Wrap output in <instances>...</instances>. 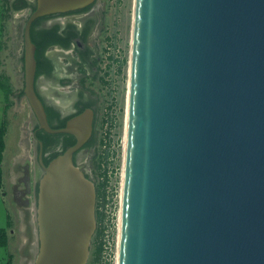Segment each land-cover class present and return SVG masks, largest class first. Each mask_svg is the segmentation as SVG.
<instances>
[{
  "label": "water",
  "instance_id": "1",
  "mask_svg": "<svg viewBox=\"0 0 264 264\" xmlns=\"http://www.w3.org/2000/svg\"><path fill=\"white\" fill-rule=\"evenodd\" d=\"M93 1L36 0L24 27L39 128L75 137L40 155L34 264H85L96 189L73 160L94 110L50 125L31 25ZM87 111L80 133L71 122ZM116 264H264V0H134Z\"/></svg>",
  "mask_w": 264,
  "mask_h": 264
},
{
  "label": "rangeland",
  "instance_id": "2",
  "mask_svg": "<svg viewBox=\"0 0 264 264\" xmlns=\"http://www.w3.org/2000/svg\"><path fill=\"white\" fill-rule=\"evenodd\" d=\"M17 1L0 0V79L12 86L11 102L5 99L0 87V124L5 122L7 126L0 184V226L6 228L9 237L7 246L0 247V264L7 260L11 264L35 263L40 250L36 210L39 182L44 174L40 155L44 160L50 150L59 149V143L45 150L40 148L36 137L39 124L24 93V27L32 9H12L11 5ZM27 1L36 3V0ZM133 7L134 0H94L87 11L65 13L42 22L43 26L59 23L61 29L68 21L77 28L86 17L94 21L87 36L91 64L79 66L73 45L67 49L69 52L65 48L64 52L54 50L52 45L46 53L55 64V74L35 77L37 87L39 84L69 87L70 93L51 88L40 92L43 101L61 115L75 111L81 88L94 110L91 135L95 143L76 150L73 155L74 163L94 185L102 183L104 172L108 178L106 198L101 205L104 219L99 239L103 241V250L98 261L89 254L86 264H116ZM59 16L63 23L55 20ZM84 51L87 52L85 47ZM56 71L66 75L58 76ZM83 72L85 78H81ZM63 78L69 81L62 82ZM56 98L61 100L60 104L54 102ZM92 240L90 250L94 245Z\"/></svg>",
  "mask_w": 264,
  "mask_h": 264
},
{
  "label": "trees",
  "instance_id": "3",
  "mask_svg": "<svg viewBox=\"0 0 264 264\" xmlns=\"http://www.w3.org/2000/svg\"><path fill=\"white\" fill-rule=\"evenodd\" d=\"M87 5L83 8H79L76 10L63 12V13H53L49 15H44L38 17L36 20L33 21L31 25V39L34 42L36 46L35 50V57H36V77L39 75H51V73H54L53 67L55 66L52 59L49 57V55L46 53L49 46H59L61 48L68 49L70 48V45L75 44V41L77 39H80L85 47V50L87 52L85 53L84 48H79L76 45H74L73 48H76L77 53H79L81 56L85 57L90 53L89 47L87 46V36L89 35L94 21L92 19L85 18L83 25L80 28L76 27L75 23H72L70 21L67 22L66 25L63 26V28L60 29L59 23H54L50 26H43L42 22L46 19H50L51 17H55L61 14L70 13V12H84L89 9L91 6ZM30 7L32 10L35 8V4H32L28 2L27 0H18L17 3H14L11 5L12 9H21ZM86 54V55H85ZM84 73V72H83ZM62 82L69 81L67 78L61 79ZM0 87L4 91L5 99L8 102H11L10 100V94L12 92V86L10 84H5L0 79ZM79 94H83V88L80 89ZM38 95L41 97L40 92H38ZM42 101L43 98L41 97ZM45 110L47 112L49 123L52 127H63L65 125L66 120L72 116L73 114L62 116L60 111L58 109L53 108L50 105H47L45 101H43ZM92 106L90 102L83 103L80 105V101L78 100L75 103V113H79L82 111L85 107ZM74 113V114H75ZM7 126L6 123L3 122L0 124V184L2 181V173H3V167H2V161L4 157V151H5V135H6ZM36 137L37 140L42 141L43 143V149L45 150L47 147H51L57 143H59V148L61 150L59 151H53L48 152V155H50L49 158L44 157V162L48 163V161L60 153L62 150L66 149L68 146L72 145L75 142L74 135L70 133H49L45 131L44 129H37L36 131ZM95 143L94 136L91 135L88 141L82 146V147H90ZM108 178L106 173L104 172V179L102 183H96L95 189H96V228L92 236V242H93V248L90 250V255L92 256L94 261H98L102 250H103V241L99 239L100 234L103 230V219H104V213L101 211V205L105 201L106 195H105V186L107 184ZM9 241L8 233L6 228L0 226V247L7 246ZM1 264H11L10 260H7Z\"/></svg>",
  "mask_w": 264,
  "mask_h": 264
},
{
  "label": "flooded vegetation",
  "instance_id": "4",
  "mask_svg": "<svg viewBox=\"0 0 264 264\" xmlns=\"http://www.w3.org/2000/svg\"><path fill=\"white\" fill-rule=\"evenodd\" d=\"M60 17H61V16L57 17L55 20H59ZM62 20H63V19H62ZM51 21H52V20H51ZM74 45H76V46L79 47V48H84V44L81 45L79 39L76 40V44H74ZM56 50L64 52V51H63L64 48H61V47H59V46H58V48H57ZM66 50H67V49H66ZM69 51H70V50H67V52H69ZM76 54H77V60L79 61V66L81 65V67H82V63H83V64H84V63H87V62H88L89 64L92 63V62L90 61V58H89V60H88V55L85 56V57H83V56H81L79 53H76ZM89 54H90V53H89ZM91 54H92V53H91ZM85 55H86V54H85ZM49 57H50V55H49ZM56 73L58 74V76H65V75H66L65 72H58V71H56ZM54 74H55V72H54ZM85 77H86V73L84 72V73H82L81 78H85ZM81 78H80V79H81ZM49 85H50V84H48V85H46V84H39V85H38V88L40 89V91H42V90H41V87L44 89V91H47L46 89H47L48 87H51V88L57 90L55 87H53V86H49ZM57 85H58V84H57ZM58 86L61 87V89L63 90L62 92H64V93H70V89H69L68 86H67V87H65V86H61V85H58ZM79 91H80V90H79ZM78 99H79V101H80V105L83 104V103H88V102H89L88 99L86 98V96L84 95V92H83L82 95L79 94ZM56 104H57V103H56ZM90 107H92V106H90ZM92 109H93V108H92ZM46 113H47V112H46ZM74 113H75V111H74L72 114L74 115ZM75 114H76V113H75ZM62 116H65V115H62ZM47 117H48V116H47ZM74 143H75V142H74ZM74 143H73V144H74ZM59 150H61V149L59 148V149L56 150V151H59ZM62 151H63V150H62ZM62 151H61V152H62ZM50 152L53 153L52 150H50ZM50 155H51V154L47 155L46 157L49 158Z\"/></svg>",
  "mask_w": 264,
  "mask_h": 264
},
{
  "label": "bare ground",
  "instance_id": "5",
  "mask_svg": "<svg viewBox=\"0 0 264 264\" xmlns=\"http://www.w3.org/2000/svg\"><path fill=\"white\" fill-rule=\"evenodd\" d=\"M50 83V82H49ZM52 83V82H51ZM49 86H53V87H55L57 90L58 89H61V87H59L58 85H49ZM51 87H48L46 90H49ZM39 89V88H38ZM51 89H53V88H51ZM40 90V89H39ZM41 90L42 91H44V89L41 87ZM61 91H63V90H61ZM41 92V91H40ZM52 92V91H51ZM49 93V92H48ZM44 96V95H43ZM47 96V95H46ZM48 98L50 99V96H48ZM54 100V99H53ZM54 102H56L57 104H60V102H61V100L60 99H58V98H56L55 99V101ZM89 119H90V112L89 111H87V112H85L83 115H81L80 117H78L77 119H75L74 121H72L71 122V126L73 127V128H75L78 132H80V133H83L84 132V130H85V128H87V126H88V123H89ZM79 167V166H78ZM80 168V167H79ZM46 176H49V173L48 174H46ZM37 209H39V208H37ZM36 218H37V220L39 219V211L37 212V210H36ZM33 220H36V219H33ZM88 259V258H87ZM87 259H86V262H87ZM86 262H85V264H86Z\"/></svg>",
  "mask_w": 264,
  "mask_h": 264
},
{
  "label": "built area",
  "instance_id": "6",
  "mask_svg": "<svg viewBox=\"0 0 264 264\" xmlns=\"http://www.w3.org/2000/svg\"><path fill=\"white\" fill-rule=\"evenodd\" d=\"M50 20H51V19H50ZM59 22H62V23H63V22H64V19L62 20L61 17H60ZM72 45L74 46V44H72ZM53 48H54V50H56V49L58 48V46L55 45V46H53ZM47 51H48V50H47Z\"/></svg>",
  "mask_w": 264,
  "mask_h": 264
}]
</instances>
